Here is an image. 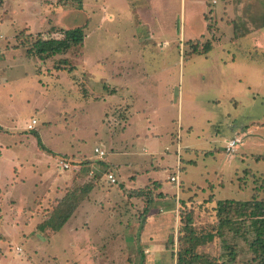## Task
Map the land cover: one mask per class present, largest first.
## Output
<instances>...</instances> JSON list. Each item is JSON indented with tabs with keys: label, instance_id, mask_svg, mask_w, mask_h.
<instances>
[{
	"label": "rangeland",
	"instance_id": "1",
	"mask_svg": "<svg viewBox=\"0 0 264 264\" xmlns=\"http://www.w3.org/2000/svg\"><path fill=\"white\" fill-rule=\"evenodd\" d=\"M77 27H84L81 47L37 59L38 41ZM101 70L105 79L119 72L134 108L149 96L143 104L155 122L160 102L169 100L154 84L179 80L172 100L183 92V125L168 106L155 126L202 150L192 153L195 165L178 159L181 185L156 247L141 243L146 205L138 194L131 199L132 190L111 207L75 210L54 231L65 215L62 199L74 193L72 184H55L66 171L59 163L83 168L80 157L97 161L95 147L110 160L108 145L100 147L104 136L95 134L106 127L100 117H112L110 101H88L79 87L81 78L93 85ZM32 119L35 129L26 130ZM224 137L239 139L234 150H226ZM166 142L161 138V149ZM0 144L8 148L0 155V264H178V254L183 264H264V220L254 215V203L264 200V0H1ZM105 173H90L98 189L121 192L120 181L105 184ZM150 186L142 191L159 189Z\"/></svg>",
	"mask_w": 264,
	"mask_h": 264
},
{
	"label": "crops",
	"instance_id": "2",
	"mask_svg": "<svg viewBox=\"0 0 264 264\" xmlns=\"http://www.w3.org/2000/svg\"><path fill=\"white\" fill-rule=\"evenodd\" d=\"M204 9L205 8L203 7L202 13L204 12ZM151 34L152 36L150 37L152 38L154 32L151 31ZM181 34L182 36H186L185 31L181 32ZM164 46H167V43L164 42ZM83 61L84 58L82 56L81 63ZM105 74L106 73L103 72L102 70L101 72H98L97 74L98 78L96 79V81H94L93 85L87 84L88 81L84 82V79L81 78L79 82V87L82 84V91L85 92L84 95L85 97H87L88 101H92V102H98L99 100H103V102L107 100L110 101L107 104H109V107L112 110V117L110 118V120L107 121H104L102 117H100V121H99L100 126L105 124L106 127L103 131L99 132L98 130L97 132H95V134L96 135L102 134V136H104L100 138V147L101 145H105V146L106 144L108 145V147L106 146L110 150L108 158H110V160H112L113 162L110 161L109 159L106 162L104 161V158L100 160L97 158V161L95 162L93 161L94 162L93 163L90 162L86 157H80L79 160L82 159L84 163L86 162V165L83 168H81L78 165H73L71 166L72 168L70 169V171L69 170L64 171L62 176L60 178H57V180H55L54 182L55 184L61 185V187H66L72 184V186L74 187L73 188L74 192L77 195L83 192L84 190L88 192L87 195L84 197V200H82L78 204L75 210H79L83 206H84L83 208H88V209L90 207V210L93 209L94 207H96V209H98L99 207L103 208V205H107L111 207L114 205V203L118 204V197L121 198V202L123 201L122 197L124 198V190L125 191L132 190L134 193L131 199L133 200L138 199L136 196L138 194L139 200L137 201L141 205L142 204L146 205L145 209L147 211L146 212L147 216H145L146 219L144 220L145 223L143 224L144 228L141 237V243L145 244L146 246L156 247L163 242L162 240L163 235L161 234L162 231L165 230L167 226H169V221L171 220V217L168 215L172 213L173 209L175 208L173 198L174 196H178L177 188L179 189L180 187V186L177 187L175 184H173L174 186L170 184L171 187H169V184L168 185L165 184V180H168L170 175L171 174L173 175L174 171L178 167V164L180 165V161H178V159L180 160L181 157H183L184 159L182 158V160L186 162L191 160L190 164L195 165L196 162L194 160V157L192 156V153L196 151L200 152L202 150H198L195 147L196 144H194L193 142L191 144L188 143L187 145L182 146V143H180L177 140L178 137L177 135H179L180 132H178L176 138L174 139L173 132L171 134L169 132L170 130L168 132H161L158 131L155 126V124L159 123L160 119H162L166 115L168 106H170V109H173L176 112V122L179 123L178 128L179 125L180 126L183 125L184 122H181L183 119L182 112L184 109L183 92L181 91V93H178L175 103H173L172 100V91L174 89L173 86L174 87L179 86V80H178V84L177 81H174L172 83L163 80H158L157 83L154 84V85L162 86L161 89L163 90V94L168 95L167 97L169 100L168 101L169 104L168 105L165 104V106L163 105L164 101L160 102L161 103L160 108L156 110V113H154L157 119L155 122L154 119L148 117L149 111H151L153 108L144 107V104L146 103L145 99H147L149 96L144 97L139 101H138L139 98L135 97L136 101L139 102V106H137V108H134L135 102L132 101L131 96L125 95L124 86L121 83L119 84L117 82L119 72L116 71V72L108 73L106 77L107 80L103 78V75ZM92 77L95 76L92 75ZM91 79H95V78H91ZM107 81H109L110 83H108ZM75 85L76 82H74L75 91L77 92L79 90L81 92V88L76 90ZM122 91L123 94L121 95V99L119 100L118 97L120 96L118 95H120ZM137 124H139V129H137L134 132ZM24 127L26 129V125ZM185 127H186L185 128L186 131L192 129L191 128L192 126L189 123L186 124ZM131 130L133 131L134 136L127 138L126 136ZM230 131L233 132L234 137L237 135V133H239L232 129H230ZM187 137L188 140L185 139V142L190 141L189 139L190 136L187 135ZM139 138H142L141 141L138 140ZM161 138H163L164 141L165 140L168 141L166 142V144L162 149H161L162 146ZM229 139L231 138L224 137L221 140V142H223V146L224 144L227 143V141H229ZM173 140L174 142L172 143ZM3 149H4L3 145L0 144V155ZM99 149L103 150V148H99ZM4 150L6 151L8 150V148H5ZM183 150H185L184 151L185 153L183 152ZM103 151L106 153L105 154L106 156L108 150L107 151L103 150ZM183 153L185 154L184 156H182ZM129 154L131 157L146 156L147 158H149V160L145 162H150V165L144 164L145 162L143 161L141 162L134 160H132L131 162L124 161L122 157L128 156ZM69 156L76 157V154H72ZM70 161L78 162V158L76 159V161L74 160H70ZM96 162H99V164H97ZM29 164L30 163L27 164L23 163L20 164V166L23 165L28 166ZM110 164L113 166V168H116L117 170L112 171L111 169H109ZM99 167L104 169L105 172L108 171V173H112L116 177V179L122 183L121 187L117 188L121 192L117 191L116 194V192H110V190L106 189L105 187L102 189L100 188L98 189L100 179L97 176L96 178L91 177L90 173L91 171L97 172V169ZM133 167L135 169L129 172V169ZM72 170H75L76 173L72 172ZM102 179L105 181L106 184L107 183L106 177L105 178L103 177ZM124 182H129L128 187L124 186ZM131 183L134 184L132 187H131L132 185ZM136 183L138 184V186L136 185ZM154 183L158 185L160 190L158 189L155 191L152 190L142 191L143 189H147L146 187L150 185L152 186V184ZM186 183L188 185H191V183L187 181ZM180 185H181V180H180ZM79 186H81L80 189H77ZM146 194L148 195L147 199L142 200L144 199L143 196H145ZM111 195H114L115 197H111ZM162 200H168L170 202L164 205L162 203ZM85 201L87 202L86 204H84ZM68 222H71V220H69ZM63 228H65V224ZM145 251L148 255H150L149 251H153V250L146 249ZM149 260H154V259L150 257Z\"/></svg>",
	"mask_w": 264,
	"mask_h": 264
},
{
	"label": "trees",
	"instance_id": "3",
	"mask_svg": "<svg viewBox=\"0 0 264 264\" xmlns=\"http://www.w3.org/2000/svg\"><path fill=\"white\" fill-rule=\"evenodd\" d=\"M1 5V0H0ZM85 34H84V27H77L74 29H66L58 34H53L48 39H44L41 41H38L34 45V52L38 56L37 59L45 60L46 58H50L55 55H62L64 53H67L72 47L75 46H82L83 40H84ZM40 144V143H39ZM44 150V149H43ZM264 186V183L262 184ZM87 191H83L79 193L78 195L74 192L71 195H68L62 199L61 207L63 212L65 213L64 217L61 218V221L59 222L57 220V226H54V231L58 232L63 226V223L66 222L69 218V216L74 212L75 208L78 206V204L84 200V197L87 195ZM232 201H217V204L221 207H224L227 204H233ZM257 206V209L260 210V213H254V215L263 217L259 220H264V200H261L259 202L254 203ZM62 212V211H60ZM259 213V214H258ZM45 224V223H43ZM40 225V228L43 229L45 225ZM49 226V225H47ZM178 264H183V256L181 254H178Z\"/></svg>",
	"mask_w": 264,
	"mask_h": 264
},
{
	"label": "built area",
	"instance_id": "4",
	"mask_svg": "<svg viewBox=\"0 0 264 264\" xmlns=\"http://www.w3.org/2000/svg\"><path fill=\"white\" fill-rule=\"evenodd\" d=\"M212 3H215V0H212ZM37 125V121L35 119H32L29 123L26 124V130H33L35 129ZM239 143V139H233L231 141H227L226 143V150L227 151H232L236 147V145ZM94 154L97 156L99 159H103L105 156V152L99 148H94ZM60 169L62 170H70L72 167L69 162H63L61 161L59 163ZM179 165L176 168L175 172L173 175H171L168 179L170 182L174 183L177 187L179 186V181H180V176H179ZM106 180L110 185H115L117 183L116 177L112 173H107L106 174Z\"/></svg>",
	"mask_w": 264,
	"mask_h": 264
},
{
	"label": "bare ground",
	"instance_id": "5",
	"mask_svg": "<svg viewBox=\"0 0 264 264\" xmlns=\"http://www.w3.org/2000/svg\"><path fill=\"white\" fill-rule=\"evenodd\" d=\"M179 165V164H178ZM180 170V169H179ZM166 195V194H165Z\"/></svg>",
	"mask_w": 264,
	"mask_h": 264
}]
</instances>
